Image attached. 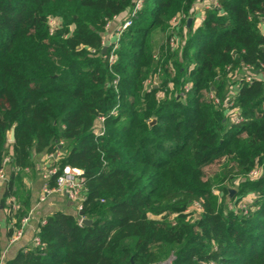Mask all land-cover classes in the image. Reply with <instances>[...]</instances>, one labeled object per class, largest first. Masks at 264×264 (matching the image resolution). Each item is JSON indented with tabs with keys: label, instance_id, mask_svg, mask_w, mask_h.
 I'll list each match as a JSON object with an SVG mask.
<instances>
[{
	"label": "trees",
	"instance_id": "trees-1",
	"mask_svg": "<svg viewBox=\"0 0 264 264\" xmlns=\"http://www.w3.org/2000/svg\"><path fill=\"white\" fill-rule=\"evenodd\" d=\"M136 1L0 0L8 237L30 211L23 180L39 157L56 169L48 189L67 167L83 180L81 211L45 215L39 246L5 264H264V169L249 177L264 162V0H215L199 24L200 0H143L131 17ZM117 18L131 23L110 62Z\"/></svg>",
	"mask_w": 264,
	"mask_h": 264
},
{
	"label": "crops",
	"instance_id": "crops-1",
	"mask_svg": "<svg viewBox=\"0 0 264 264\" xmlns=\"http://www.w3.org/2000/svg\"><path fill=\"white\" fill-rule=\"evenodd\" d=\"M214 5L215 0H200V2L195 7L194 18L196 19V24H199L201 18L203 17L202 11L205 8ZM121 21V18H117L109 25L108 31L105 35V40L107 43L113 40L115 29L121 23ZM51 163L52 160L49 157L45 155L41 156L36 160V170L38 168L39 170L43 169L45 165H47L46 167L48 168ZM24 183L26 188L30 192L31 208L29 213L27 214L28 222L23 227V234L21 238L13 243H11V238L8 237V233L9 230L13 229L15 224L14 213L16 207L11 212L9 211L8 207H10L11 200L5 199V201L3 202L5 187L0 188V257H3L1 264H5L7 261L13 259L19 251H27L34 247L33 240L35 238V233L37 231L38 225L44 221L43 217L45 215H48L55 211H63L70 214L75 213V205L73 204V202H70L65 195L54 192V188H49L51 190V193L43 202L39 201L42 193V188L45 185L42 174H39L37 172H35V174H30L26 178H24Z\"/></svg>",
	"mask_w": 264,
	"mask_h": 264
},
{
	"label": "built area",
	"instance_id": "built-area-1",
	"mask_svg": "<svg viewBox=\"0 0 264 264\" xmlns=\"http://www.w3.org/2000/svg\"><path fill=\"white\" fill-rule=\"evenodd\" d=\"M143 0H137L136 3L134 4V7L131 11L130 16L134 17L135 14L140 10L141 5H142ZM203 20V17L201 18V21ZM180 19L174 18L173 20L170 21V28L176 29L179 25ZM130 20H125L123 22H121L115 29V32L113 34V38L115 37L114 41L111 42H117L119 35L121 34V32L123 30H125L127 27L130 26ZM264 26V25H262ZM170 46L172 48H175L177 46V42L176 40H174V38H172L170 40ZM116 43L113 44L112 47V53L110 54V62H112L114 60V55H113V51L116 49ZM245 77H244V81L245 83H250L253 80V74L251 73V70L249 68L245 69ZM264 109V106H263ZM230 113H232L234 115L233 118V123H241L242 119L239 116V111L237 109L232 110ZM113 114V113H112ZM98 121L102 124V122L104 121L103 117L99 118ZM101 129V126H100ZM100 129L99 130H95V134H100ZM9 159H6L3 161V165H6L8 163ZM54 174H56V169L54 168H45V171L42 174V178L44 181H47V179L51 176H53ZM261 175V171L259 170H254L250 173L249 177L250 179H256L257 177H259ZM82 172L80 170L77 169H70V168H65L63 170V173L55 180V187H54V192L63 194L67 197V199H69V201L71 202H78L77 204V211H81V203L83 202V196H82V187H83V180H82ZM7 182V176H6V172L4 170V168H0V188L3 187V185H5ZM51 193V190L48 189L46 186H44L42 188V193L40 196V202H43L46 197ZM11 200V199H10ZM12 201V200H11ZM194 208L197 211H200V205L198 203L194 204ZM28 222V217L26 216L25 218L22 219L21 221V228L16 230L13 237L11 238V243L18 241L22 234H23V227L27 224ZM41 224H44V222H42ZM80 225V222H79ZM34 246H39V240L38 238H34L33 240ZM3 257H0V264L2 263Z\"/></svg>",
	"mask_w": 264,
	"mask_h": 264
},
{
	"label": "rangeland",
	"instance_id": "rangeland-1",
	"mask_svg": "<svg viewBox=\"0 0 264 264\" xmlns=\"http://www.w3.org/2000/svg\"><path fill=\"white\" fill-rule=\"evenodd\" d=\"M262 27V26H261ZM163 40H164V38H163V36H159V37H157L156 38V43H157V45L159 44V43H161V42H163ZM244 74H245V72H244ZM100 126H101V123L99 122V121H97L96 123H95V129L96 130H99L100 129ZM47 165H45V167L44 168H47L46 167ZM40 169L39 170V168L37 169V171H39V173H41V174H43V172L45 171V169ZM53 168V167H52ZM214 169H215V167H212V168H209L208 170H207V173H210V172H212V171H214ZM263 169H264V162H263V164L261 165V166H259L258 167V169L257 170H259V171H263ZM250 180H252V179H250ZM23 187H26L25 186V183H24V180H23ZM229 190H228V195H227V199H232V198H234V196L236 195V187L235 188H230V187H227ZM230 191H232L234 194L232 195V197H229V192ZM214 194H216V195H218V191H214ZM69 200V199H68ZM253 200V197L251 196V195H249V196H245V197H242L239 201H237L236 202V208L239 210V209H241L244 213H246L247 212V208H248V206L251 204V201ZM71 202V201H70ZM73 204L74 205H76V210H77V204H78V202H73ZM195 206V205H194ZM194 206L193 207H191V209H188L187 211H186V213L187 214H191L192 215V217H197L199 214L198 213H200V211H197L195 208H194ZM190 215V216H191ZM80 216V215H79ZM152 218V217H151ZM82 219V218H81ZM80 219V220H81Z\"/></svg>",
	"mask_w": 264,
	"mask_h": 264
},
{
	"label": "water",
	"instance_id": "water-1",
	"mask_svg": "<svg viewBox=\"0 0 264 264\" xmlns=\"http://www.w3.org/2000/svg\"><path fill=\"white\" fill-rule=\"evenodd\" d=\"M191 20H192V19H188V20H187V22H186V27L189 26V24L191 23ZM261 30H262V32L264 33V26L261 27ZM105 51H106V48L104 47V48L102 49V54H104ZM152 123H153V122H152ZM14 140H15V137H14V128H11V130H10V132H9V134H8V141H9L10 143H13ZM233 194H234V193H233L232 191H230V192H229V197H232ZM80 216H82V215L80 214ZM91 224H92V221H91V220H88V219H85V218H82V219L80 220V225H81V226H90ZM131 264H134V263L131 262Z\"/></svg>",
	"mask_w": 264,
	"mask_h": 264
}]
</instances>
